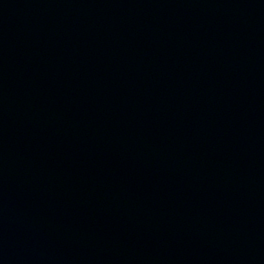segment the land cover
Listing matches in <instances>:
<instances>
[{
  "label": "water",
  "instance_id": "obj_1",
  "mask_svg": "<svg viewBox=\"0 0 264 264\" xmlns=\"http://www.w3.org/2000/svg\"><path fill=\"white\" fill-rule=\"evenodd\" d=\"M0 264H264V0H0Z\"/></svg>",
  "mask_w": 264,
  "mask_h": 264
}]
</instances>
